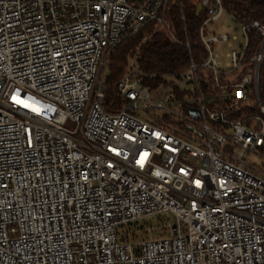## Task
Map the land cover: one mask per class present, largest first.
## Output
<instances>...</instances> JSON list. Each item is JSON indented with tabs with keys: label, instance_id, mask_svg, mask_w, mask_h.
Listing matches in <instances>:
<instances>
[{
	"label": "built area",
	"instance_id": "2783aa9c",
	"mask_svg": "<svg viewBox=\"0 0 264 264\" xmlns=\"http://www.w3.org/2000/svg\"><path fill=\"white\" fill-rule=\"evenodd\" d=\"M169 2L0 0V264H264V24L208 36L226 11L200 0L201 60L132 50L104 107L117 45L177 41ZM154 218L161 238L118 233Z\"/></svg>",
	"mask_w": 264,
	"mask_h": 264
},
{
	"label": "trees",
	"instance_id": "16d2710c",
	"mask_svg": "<svg viewBox=\"0 0 264 264\" xmlns=\"http://www.w3.org/2000/svg\"><path fill=\"white\" fill-rule=\"evenodd\" d=\"M222 1L225 11L236 23L250 25L257 21L264 24V0ZM167 14L177 41H173L165 31L153 34V25H148L137 34L123 40L112 50L107 68L104 103L107 111L110 102H114L115 105L123 102L117 93L116 85L126 70L129 53L132 50L140 48L138 63L140 68L148 73L180 72L189 66L191 58L200 61L204 56L199 31L207 19V12L201 7L200 0H170ZM150 34L151 37L148 39L147 36ZM249 39L252 53L259 46L262 36L253 31ZM187 42L190 43V49L186 46ZM262 80L264 82L263 78ZM260 89L264 95L263 83ZM262 100L264 102V98Z\"/></svg>",
	"mask_w": 264,
	"mask_h": 264
},
{
	"label": "rangeland",
	"instance_id": "374dc122",
	"mask_svg": "<svg viewBox=\"0 0 264 264\" xmlns=\"http://www.w3.org/2000/svg\"><path fill=\"white\" fill-rule=\"evenodd\" d=\"M207 33L208 36L214 34H229V35H237L240 39L242 38V30L241 25L236 23L233 18L226 12L220 19L210 22L207 25ZM230 51L227 46H223L221 52L225 54L226 52ZM110 60V59H109ZM107 74V71H106ZM67 128H74L71 123H68ZM249 162L257 163L259 165L262 164V159L257 156H251L249 158ZM150 221V225L154 228L152 231H146V227L148 226V222ZM158 226V218H154L148 221H141L138 224L128 226V227H119L118 233H125L126 231L134 232L138 231V235L135 238L136 241H144L147 239H157L161 238L162 234L166 233L163 232ZM144 228V230H143ZM163 234V235H164Z\"/></svg>",
	"mask_w": 264,
	"mask_h": 264
}]
</instances>
